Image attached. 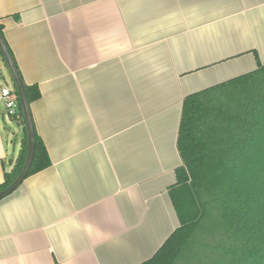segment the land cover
I'll return each mask as SVG.
<instances>
[{"label": "crops", "instance_id": "1", "mask_svg": "<svg viewBox=\"0 0 264 264\" xmlns=\"http://www.w3.org/2000/svg\"><path fill=\"white\" fill-rule=\"evenodd\" d=\"M0 25L50 159L0 199V264L146 260L178 225L183 99L264 63V0H0Z\"/></svg>", "mask_w": 264, "mask_h": 264}, {"label": "trees", "instance_id": "2", "mask_svg": "<svg viewBox=\"0 0 264 264\" xmlns=\"http://www.w3.org/2000/svg\"><path fill=\"white\" fill-rule=\"evenodd\" d=\"M9 77L18 101L11 119L22 125L23 134L0 191L20 173L28 147L10 70ZM23 86L28 103L39 98L35 84ZM177 149L182 164L167 193L178 225L138 264H264V63L257 60L252 71L186 95ZM49 165L44 143L34 132L27 176Z\"/></svg>", "mask_w": 264, "mask_h": 264}, {"label": "water", "instance_id": "3", "mask_svg": "<svg viewBox=\"0 0 264 264\" xmlns=\"http://www.w3.org/2000/svg\"><path fill=\"white\" fill-rule=\"evenodd\" d=\"M0 51L2 53V56L6 62L7 67L9 68L13 81L17 87V90L19 92L20 97V104L25 116L26 120V129H27V140H28V147H27V156L25 159V163L20 171V173L17 175V177L12 181V183L7 186L5 189L0 191V199L9 195L11 192H13L21 183L22 181L27 177L30 165L32 163L33 155H34V129L32 125L30 110H29V103L26 98L24 86L22 79L19 75V72L16 68V65L14 64V61L4 43V40L0 34Z\"/></svg>", "mask_w": 264, "mask_h": 264}, {"label": "built area", "instance_id": "4", "mask_svg": "<svg viewBox=\"0 0 264 264\" xmlns=\"http://www.w3.org/2000/svg\"><path fill=\"white\" fill-rule=\"evenodd\" d=\"M0 100L3 101L4 110L7 117L17 114L18 101L14 95L13 87L3 85L0 87Z\"/></svg>", "mask_w": 264, "mask_h": 264}, {"label": "rangeland", "instance_id": "5", "mask_svg": "<svg viewBox=\"0 0 264 264\" xmlns=\"http://www.w3.org/2000/svg\"><path fill=\"white\" fill-rule=\"evenodd\" d=\"M0 71L2 72V74H3V76H4V78H5V80H7L6 81V85L7 86H9V87H13L12 86V82L10 81V77H9V70H8V68H6L5 67V65L3 64V62L1 61V65H0ZM0 106H1V108L4 110V106H3V101L2 100H0ZM5 111V110H4ZM6 115V114H5ZM9 125H10V128L13 130V131H15V133L14 134H12L11 135V137H10V139H12V140H14V141H16L17 140V142H19L20 141V134H18V131H16L15 129H16V127H15V124L14 123H12V122H9L8 123ZM13 147V143L11 144H9V157L10 156H12V148ZM183 264H189L187 261L185 262V263H183Z\"/></svg>", "mask_w": 264, "mask_h": 264}]
</instances>
